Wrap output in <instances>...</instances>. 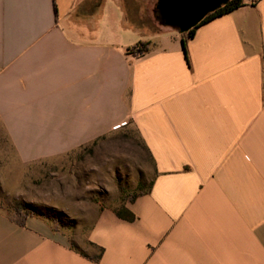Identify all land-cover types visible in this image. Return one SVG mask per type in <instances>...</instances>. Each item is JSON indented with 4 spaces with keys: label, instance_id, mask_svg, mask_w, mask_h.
<instances>
[{
    "label": "crops",
    "instance_id": "0c3cea01",
    "mask_svg": "<svg viewBox=\"0 0 264 264\" xmlns=\"http://www.w3.org/2000/svg\"><path fill=\"white\" fill-rule=\"evenodd\" d=\"M157 2L0 0V131L18 161L134 127L151 162L132 219L97 214L96 252L0 202V264H264V0L201 25L186 49L149 23ZM139 42L149 52L130 54Z\"/></svg>",
    "mask_w": 264,
    "mask_h": 264
},
{
    "label": "rangeland",
    "instance_id": "374dc122",
    "mask_svg": "<svg viewBox=\"0 0 264 264\" xmlns=\"http://www.w3.org/2000/svg\"><path fill=\"white\" fill-rule=\"evenodd\" d=\"M154 28L156 20H149ZM151 162L134 127L111 134L69 155L22 164L0 131V202L14 215L16 202L32 207L77 249L96 252L88 234L97 214L122 211L148 190Z\"/></svg>",
    "mask_w": 264,
    "mask_h": 264
},
{
    "label": "water",
    "instance_id": "95a60500",
    "mask_svg": "<svg viewBox=\"0 0 264 264\" xmlns=\"http://www.w3.org/2000/svg\"><path fill=\"white\" fill-rule=\"evenodd\" d=\"M231 0H158L155 20L164 28L182 35L198 27L209 15L226 6Z\"/></svg>",
    "mask_w": 264,
    "mask_h": 264
},
{
    "label": "trees",
    "instance_id": "16d2710c",
    "mask_svg": "<svg viewBox=\"0 0 264 264\" xmlns=\"http://www.w3.org/2000/svg\"><path fill=\"white\" fill-rule=\"evenodd\" d=\"M244 5H245V0H231L226 6H224L220 10L216 11L215 13L209 15L198 27H200L201 25H203L209 21H212L213 19H215L219 16H222V15L228 14L232 11H235V10L243 7ZM198 27H196L195 29H193L190 32H188L187 34H185L184 49H186V40L194 37L195 31ZM150 45H151L150 42H139L138 44H136L135 46L130 48L129 53L133 54L135 56H144L146 53L149 52ZM135 197H137V196H134V198ZM13 212H14V215L13 216L11 215L12 218L21 226L25 225L26 219L30 216L43 217V216L35 213L34 210L32 209V207L28 206L27 204H24L23 202H16L14 209H13ZM126 214H127V216H126ZM118 215L120 217H124V218H128V219L133 218V216L126 209H122V211H118ZM43 218H45V217H43ZM45 219H47V218H45ZM99 259H100V256L95 258V260H99Z\"/></svg>",
    "mask_w": 264,
    "mask_h": 264
},
{
    "label": "built area",
    "instance_id": "2783aa9c",
    "mask_svg": "<svg viewBox=\"0 0 264 264\" xmlns=\"http://www.w3.org/2000/svg\"><path fill=\"white\" fill-rule=\"evenodd\" d=\"M261 1H263V0H249V3H250L251 5H257V4H259Z\"/></svg>",
    "mask_w": 264,
    "mask_h": 264
}]
</instances>
